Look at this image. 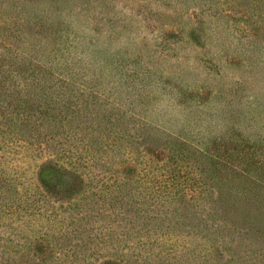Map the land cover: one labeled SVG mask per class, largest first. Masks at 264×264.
Returning a JSON list of instances; mask_svg holds the SVG:
<instances>
[{
	"label": "rangeland",
	"instance_id": "obj_1",
	"mask_svg": "<svg viewBox=\"0 0 264 264\" xmlns=\"http://www.w3.org/2000/svg\"><path fill=\"white\" fill-rule=\"evenodd\" d=\"M0 59L73 77L79 113L45 125L80 144L28 153L0 123V264H264V0H0ZM218 137L247 194L212 214L191 199L200 180L228 195L200 151ZM173 141L195 143L188 163L158 157ZM245 148L263 159L252 177L229 170Z\"/></svg>",
	"mask_w": 264,
	"mask_h": 264
},
{
	"label": "trees",
	"instance_id": "obj_2",
	"mask_svg": "<svg viewBox=\"0 0 264 264\" xmlns=\"http://www.w3.org/2000/svg\"><path fill=\"white\" fill-rule=\"evenodd\" d=\"M14 73L18 74V81L16 83L12 82V79L14 78L12 74ZM71 79H73V77H67L63 70L61 72L44 67L43 65H38L35 69H28L26 65L20 63L19 67H16V69L11 71L9 67L7 68L6 65L1 62L0 59V108L5 111L3 114L0 113V123L3 120L15 122L16 129L11 133V135H13L14 138L17 136L15 138L16 142L23 143V149L25 148L28 153H32V149L34 150L35 146L40 148L38 149L39 152L48 153L49 156H51L52 154H56L50 151L51 149L53 150L54 146V148H56L54 151L60 148V151H62L64 154H69V150L72 149L74 151L76 149V154L80 157V153L78 151L80 146L79 143L75 142V145L61 146L59 141L54 138V130L45 125V120H51L53 116L56 115L55 113H79L78 110L75 111L73 109V105H75L74 100L67 96L68 92L71 90V87L68 85L67 81ZM73 91H75V93L77 92L76 89ZM82 94H79L78 97H80ZM100 114L101 113H99V115ZM5 131L6 128L0 129V133H4ZM222 138H216L214 144L213 142H210L207 145L201 147L200 151L203 154H206L208 163L218 176V183L221 185V187H224L226 194L232 196H223L221 195L220 190L217 188L219 185H210L207 180H205L206 182L200 180L202 186H199L202 187L203 192L196 195V198L191 199L192 202L197 206H199L197 204V200L200 198V196L204 200L216 203L208 210L212 214H214V209H220L225 199L228 201V203H235L237 198L239 199L240 197L246 196L247 194L245 192L247 187H244L243 184L237 185V189H235L234 193V184H232L230 180L225 179V170H228L226 168H229V165L224 159L225 155L227 154V144L223 143ZM0 142V150H2V153L0 154L1 158L2 154L7 152L6 143L8 140L0 139ZM247 142V139L244 137H237V139L232 142V144L234 143L236 146L235 149L232 150V147H230L231 155L232 152L237 153L240 149L244 148V143ZM172 143L173 144L163 147L157 151L158 157H160L162 160H168V162L171 164L188 163V157L191 156V153L187 157L185 146L188 144L193 145L195 143L192 142V144L191 142H185L183 145H179L180 147L177 146L176 141H173ZM198 145L200 144L198 143ZM246 149L247 148H245L244 153L241 155V158L232 163V167L229 170L231 173L235 172V174L239 175L249 174V176L252 177L251 172H254V170L257 169L259 160L262 164L263 159L261 155L257 157V153H253L254 148L253 151H248ZM149 150H151V148H149ZM89 152L94 155L93 151L89 150ZM0 170L2 171L3 168ZM69 170L75 171L72 168ZM50 172L56 175V171L49 164H42L40 167H38L36 174L38 173L39 180L46 185L55 177L54 175H51ZM70 174L72 176L78 175V179H80L81 183H85V185L88 184V181H84L82 175L76 172H71ZM255 181L257 186H264V177H257L256 179H253V182ZM204 185H206L211 190L217 189L219 195L214 197L212 193L205 192L207 188ZM106 187L107 190L105 191L107 193L113 192L111 189V184H108ZM225 192H223V194ZM11 200L12 199H8L7 203H10ZM186 203L187 205H191L188 201H186ZM204 207L207 208V206ZM231 207L238 208V205L235 204Z\"/></svg>",
	"mask_w": 264,
	"mask_h": 264
}]
</instances>
